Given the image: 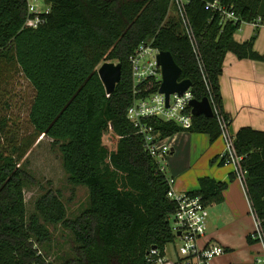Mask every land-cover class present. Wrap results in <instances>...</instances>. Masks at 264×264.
<instances>
[{
  "label": "trees",
  "instance_id": "16d2710c",
  "mask_svg": "<svg viewBox=\"0 0 264 264\" xmlns=\"http://www.w3.org/2000/svg\"><path fill=\"white\" fill-rule=\"evenodd\" d=\"M210 1L186 5L204 65L202 77L176 17L168 16L169 0H43L49 11L36 28L24 24L25 0H0V264H47L32 248L33 240L47 239V225L63 224L74 238V257L55 264H150L149 249L162 251L172 241L168 216L176 203L166 197L165 173L126 118L132 100L127 57L140 41L151 39L179 66L178 80L190 81L192 98L207 97L228 128L218 82L224 57L232 52L238 58L264 59L252 50L254 36L241 43L233 38L241 22L259 19L263 24L264 15L261 0H219L239 18L220 23L217 13L204 8ZM113 59L121 64L120 80L107 94L97 65ZM18 75L32 90L27 131L7 113L9 103L1 102L3 88ZM148 123L160 139L177 132L203 133L210 142L220 136L214 113L192 115L186 129L157 119ZM108 129L116 138L110 150L102 143ZM39 136L58 144L67 180L87 189L86 207L73 220L65 219L64 204L50 190L34 203L42 223L35 215L26 220L27 175L21 161ZM232 137L264 242V130L242 126ZM225 184L200 178L197 190L189 192L206 205L221 198Z\"/></svg>",
  "mask_w": 264,
  "mask_h": 264
},
{
  "label": "built area",
  "instance_id": "2783aa9c",
  "mask_svg": "<svg viewBox=\"0 0 264 264\" xmlns=\"http://www.w3.org/2000/svg\"><path fill=\"white\" fill-rule=\"evenodd\" d=\"M170 8L176 17L180 32L188 39L197 68L204 77V65L198 50L196 37L186 12V5L190 0H169ZM27 17L25 26L36 28L44 22V14L49 11V6L43 0H25ZM206 10L219 15L220 23L230 21L236 23L238 16L230 5L220 3L219 0H212L204 5ZM245 23V22H243ZM240 23V28L243 24ZM255 27L264 26L259 19L250 22ZM160 50L152 44L151 39L140 41L127 57L130 68L131 96L132 100L126 109V118L136 129V133L143 138L144 149L154 159L160 171L164 172L163 165H159V160L170 151L169 146L163 143L149 120L157 119L163 122H173L182 129L191 125L192 113L189 101L192 94L187 88L182 94L170 93L167 101L163 93L158 92L161 82V67L157 63V54ZM212 112L220 128V137L224 141V148L220 155L225 163L233 167L235 178L245 188L244 177L246 170L241 166L242 156L238 155L233 146V137L229 134L225 120L219 114L215 105L211 106ZM168 190L166 197L176 203V209L168 216L173 225H170L174 242L176 239L178 247L175 249V257L165 254L156 247H152L147 252V261L150 264H210L211 259L222 250L211 242L201 243L204 237L208 212L206 205L199 194L189 191H174L172 189L173 178L166 177ZM250 213L253 217L254 230L250 234L252 239H257L264 252L263 232L258 219L255 217L250 204Z\"/></svg>",
  "mask_w": 264,
  "mask_h": 264
},
{
  "label": "crops",
  "instance_id": "0c3cea01",
  "mask_svg": "<svg viewBox=\"0 0 264 264\" xmlns=\"http://www.w3.org/2000/svg\"><path fill=\"white\" fill-rule=\"evenodd\" d=\"M259 9L264 15V0H261ZM252 36V50L259 55L264 54V26L255 28L251 23H243L233 34L234 40L239 43ZM218 82L222 108L229 118L228 131L234 135L242 126L264 130V59L238 58L234 53L227 52ZM178 133L163 138L168 139L170 149L166 165L174 180L172 189L195 191L200 178L226 183L220 193L221 198L206 204L208 220L200 242H211L222 250V253L213 256L210 264H237V249L244 261L242 264H257L254 263V253L262 254V244L248 238L253 229L248 214L249 201L241 184L233 177L232 165L220 163L223 139L218 136L210 142L206 134L191 132H182L184 135L175 138ZM184 151L188 156L181 159L179 154ZM227 218L240 219L242 225L235 226L226 234L230 226L222 222ZM222 224L225 226L221 228Z\"/></svg>",
  "mask_w": 264,
  "mask_h": 264
},
{
  "label": "rangeland",
  "instance_id": "374dc122",
  "mask_svg": "<svg viewBox=\"0 0 264 264\" xmlns=\"http://www.w3.org/2000/svg\"><path fill=\"white\" fill-rule=\"evenodd\" d=\"M168 16H172L173 18L175 17L171 8L168 11ZM107 62L117 63L115 59L107 60ZM101 63L103 62H100L97 67H99ZM3 90L5 94L1 97V102H3V105H5V103H9L10 105L7 107V113H11L13 119L18 122L21 129L22 127H25V131L29 130V126L27 127L25 124L26 109L32 94L30 85L23 77L18 75L14 76L11 82L5 86ZM228 132L232 135L230 131ZM182 135H184L182 132L178 133L175 135V138L181 137ZM115 140L116 138L113 137L110 129H108L102 137V143L109 150L115 147ZM167 140L163 139L162 142L168 145ZM168 155L169 153L159 160V165H163L165 169L164 173L166 177L171 176L168 165H166ZM179 155L181 159H185L188 156L185 151ZM21 169L24 170L27 175L23 188L25 217L27 221L32 215H35L38 222L42 223L41 218L35 211L34 203L39 195L49 190L56 194L64 204L66 211L65 219L67 220H73L77 215H79L81 210L86 207L88 194L86 187L83 185L71 184L67 180L58 144H54L50 138L45 136L38 137L35 144L26 153L21 161ZM248 214L252 219L253 232V217L250 212ZM231 220L232 223H229ZM222 223L226 226H230V228L227 227V234L235 226L242 225V220L237 218H227ZM169 224L173 225V222L169 220ZM223 224L221 225V228L225 226ZM47 229L48 236L46 240L42 242H36V240H33L32 248L36 250L37 255H39V257H41V259L47 264H55L60 262L62 259L74 257V252L72 250L75 246L74 238L70 230L64 227L63 224L47 225ZM255 242L258 243V240ZM177 247L178 242L175 239L174 242L166 243L164 250L168 256L173 257ZM220 253H222V251ZM217 255L219 254H216L215 256ZM236 260L238 262L237 264H242L244 262L240 258V250L238 249ZM254 263L264 264L263 251L260 255L257 252L254 253Z\"/></svg>",
  "mask_w": 264,
  "mask_h": 264
},
{
  "label": "water",
  "instance_id": "95a60500",
  "mask_svg": "<svg viewBox=\"0 0 264 264\" xmlns=\"http://www.w3.org/2000/svg\"><path fill=\"white\" fill-rule=\"evenodd\" d=\"M157 63L161 67V82L158 92L163 93L165 101H167L170 93L182 94L190 86L188 79L178 80L180 74L179 66L174 62L168 51H160L157 54ZM98 77L107 94L114 91L116 84L120 80L121 64L113 62H103L97 67ZM190 111L192 115H204L211 117L213 112L207 97L200 100L192 98L189 101Z\"/></svg>",
  "mask_w": 264,
  "mask_h": 264
}]
</instances>
